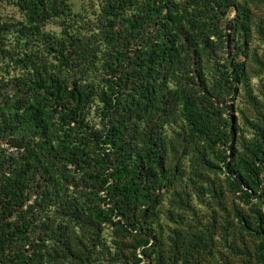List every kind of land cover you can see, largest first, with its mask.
I'll use <instances>...</instances> for the list:
<instances>
[{
    "label": "trees",
    "instance_id": "trees-1",
    "mask_svg": "<svg viewBox=\"0 0 264 264\" xmlns=\"http://www.w3.org/2000/svg\"><path fill=\"white\" fill-rule=\"evenodd\" d=\"M18 1L29 17V27L19 32L26 41L39 35L51 12H63L59 0ZM221 1L220 8L234 5ZM130 7L134 12L127 18L128 27L117 31V25L126 26L121 11ZM104 12L113 20L107 21L100 39L114 53L104 61L109 76L103 78L105 89H95L86 77L89 69L80 65L95 64V50L71 38L61 44L45 39L65 71L35 67L31 56L24 63L32 72L27 80L0 82V139L17 152V157H8L0 148V264H44L48 258L73 256L87 264L94 250L81 248L79 256L73 252L82 241L68 236L72 224L90 232L93 247L106 224L145 236L146 245L153 238L150 228L157 221L162 194L179 172L177 151L186 154L192 139L206 147L227 140L199 107L203 99L198 94H208L201 89L205 82L194 89L189 79V68L200 60L197 40L208 48L197 36L203 37L205 25L189 22L174 0H116ZM246 22L237 9L229 28L241 34ZM144 24L154 31H143ZM9 29L0 25V34ZM205 32L207 39L214 35ZM76 62L81 75H64L79 68ZM241 72L242 65H232L229 88L232 84L235 89ZM96 98L102 104L97 130L85 123L86 110ZM171 125L179 126L174 139H167L166 127ZM204 149L195 150L198 166L205 164ZM254 163L245 161L242 168L238 159L226 165L229 175L238 176L234 183L244 195L261 183L247 176L254 173ZM103 192L104 198L99 197ZM94 196L98 203L91 200ZM237 219L251 230L242 215ZM262 226L258 229L264 232ZM48 241L57 248L48 247Z\"/></svg>",
    "mask_w": 264,
    "mask_h": 264
},
{
    "label": "rangeland",
    "instance_id": "rangeland-1",
    "mask_svg": "<svg viewBox=\"0 0 264 264\" xmlns=\"http://www.w3.org/2000/svg\"><path fill=\"white\" fill-rule=\"evenodd\" d=\"M59 1H62V14L59 10L51 12L44 26L40 27L39 35L34 34L26 41L19 32L25 31L30 22L20 2L0 0V25L10 28L0 34L1 83L27 80L32 72L24 68V63L31 56L35 67L57 73L63 64L56 52L50 53L45 39L48 38L50 43L54 39L61 44L71 38L74 42H87L95 50L98 61L93 65L82 61L80 65L89 69L86 77L94 81L95 89H105L103 78L108 79L109 76L104 61L114 53L100 39V33L107 27V21L113 20L104 11L116 5V0ZM174 1L180 5L189 22L199 21L205 25L203 37L202 34L197 36L205 39L208 48H202L200 38L197 40L200 60L189 68V79H192L191 87L194 89H198L194 85L205 82L206 86H200L208 94L205 93V98L198 94L203 99L199 107L217 131L227 134V140L206 147L192 139L185 147L186 154L182 150L177 151L175 163L179 172L173 184L162 194L157 221L150 228L153 238L146 245L145 236L141 238L129 228L127 231L106 224L96 239L97 246L93 247L90 232L72 224L73 229L68 236L79 237L82 241L81 246L73 248V252L79 256L81 248L93 249L87 264H264V232L258 229V225L264 228V2L231 0L234 5L224 9L219 7V3H223L221 0H211L210 6L208 0ZM237 9L247 20V30L241 34L233 33L229 28ZM133 12L132 7L121 11L120 17L124 18L126 26L117 25V31L128 27L127 18L131 19ZM141 28L146 33L154 31L152 25L144 24ZM208 30L214 35L209 34L207 39L205 31ZM120 31L125 33V30ZM78 63L75 66L79 67ZM235 64L242 65V72L240 82L235 84V89L230 84L231 89L229 83L232 65ZM63 69L60 68L61 71ZM80 70L81 67L63 74L69 73V77H74L77 73L79 77ZM101 105L96 98L86 110L88 128L100 129ZM178 126L166 127L167 139H174ZM6 143L0 139L2 153L17 157L16 149ZM203 146L205 149L201 155L205 164L198 166L195 150H201ZM238 159L242 168L246 167L245 161H255L254 173L247 176L254 182H261L248 190L247 195L240 192L234 183L238 176L229 175L226 169L227 164L237 163ZM104 195L103 192L99 197L104 198ZM91 200L99 201L95 196ZM237 214L245 218L251 230L244 228ZM52 242H47L48 247H56ZM44 264L80 263L73 256L67 260L56 258L55 261L48 258Z\"/></svg>",
    "mask_w": 264,
    "mask_h": 264
}]
</instances>
